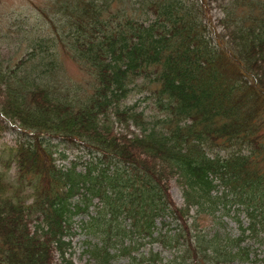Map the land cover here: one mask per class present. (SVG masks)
<instances>
[{"label": "trees", "instance_id": "obj_1", "mask_svg": "<svg viewBox=\"0 0 264 264\" xmlns=\"http://www.w3.org/2000/svg\"><path fill=\"white\" fill-rule=\"evenodd\" d=\"M37 11L0 57V264H75L77 236L89 264H264V0Z\"/></svg>", "mask_w": 264, "mask_h": 264}, {"label": "rangeland", "instance_id": "obj_2", "mask_svg": "<svg viewBox=\"0 0 264 264\" xmlns=\"http://www.w3.org/2000/svg\"><path fill=\"white\" fill-rule=\"evenodd\" d=\"M48 2L49 0H0V57L3 60H15L25 52L28 39H31L32 35L29 34L30 37H28L27 34L16 36V32H21V30H18V26L20 29L23 28L24 31L27 29L30 32L35 31L34 33L38 34L40 31L39 27H41L40 23L42 21L39 18L37 8H41ZM24 31H22V33ZM65 65L69 75L78 77L79 71L77 70V67L68 61L65 62ZM15 142L16 136L13 134V131L8 132L0 130V173L6 174V177L10 182L15 181L16 171L14 164L10 161L8 149L13 148ZM57 149L68 156L70 160L78 157H81L82 160L92 159L90 156L72 150L67 146L57 145ZM29 192V189H25L22 194L27 196ZM169 193L175 205L181 207V195L173 182L171 183ZM76 221H79V219ZM200 223V226L203 229L214 228L212 220L209 217L201 219ZM227 223L232 231H234V222L231 219H227ZM83 240L84 237L82 236H77L73 239L72 246L75 249L73 261L75 264H89L86 256L81 257V252L84 250V247H82ZM154 249L157 248L154 247ZM162 256L166 257V254H163Z\"/></svg>", "mask_w": 264, "mask_h": 264}]
</instances>
